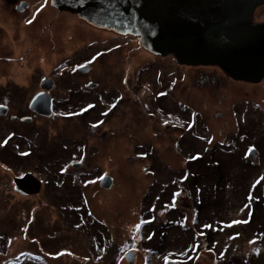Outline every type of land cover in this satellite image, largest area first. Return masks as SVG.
Returning <instances> with one entry per match:
<instances>
[{
  "label": "rangeland",
  "instance_id": "1",
  "mask_svg": "<svg viewBox=\"0 0 264 264\" xmlns=\"http://www.w3.org/2000/svg\"><path fill=\"white\" fill-rule=\"evenodd\" d=\"M50 1L0 0V104L10 106V115H28L27 96L39 89L36 84L43 75L60 86L56 95L68 97L69 86L79 84V94L56 107L59 119L42 117L28 124L10 121L9 114L0 117V264H103L105 250L97 247L94 257L85 247L88 233L96 228L94 220L122 244L120 264H131L125 259L128 251L135 254L132 264H145L137 250L147 206L155 211L157 226L164 225L168 211H179L176 215L183 218L175 222L180 226L187 223L186 235L175 236L181 248L156 256L160 263L154 264H187V256L214 264L213 254L187 255L194 230L191 207L187 209V175L194 169L187 164L226 143L240 126L248 131L249 141L264 133V79L257 84L234 82L218 67L180 66L173 56L155 57L140 48L135 37L91 28L77 16L52 8ZM22 4L28 8L20 14ZM254 21H264V6L256 10ZM80 60L93 66L98 91L80 87L85 80L71 66ZM62 62L70 63L57 70ZM13 79L29 83L24 87L28 91L19 90ZM111 105L115 112L109 110ZM256 142L264 155L262 135ZM249 145L253 143L247 140L243 147ZM237 157L230 160L232 178L239 173L238 165L242 168ZM250 166L247 173L254 177L256 166ZM27 173L41 181L37 195L12 189L14 179ZM57 173L56 184H48ZM104 177L113 180L111 189L101 187ZM167 183L170 197L157 196ZM243 192L226 186L225 202L232 204L226 207L222 197L215 205L226 218L223 222H231L228 229L243 222L245 213L238 206ZM247 236L236 239L237 248L250 257L264 247V239L253 244ZM197 238L203 246V236ZM218 238L224 248L225 239Z\"/></svg>",
  "mask_w": 264,
  "mask_h": 264
},
{
  "label": "water",
  "instance_id": "2",
  "mask_svg": "<svg viewBox=\"0 0 264 264\" xmlns=\"http://www.w3.org/2000/svg\"><path fill=\"white\" fill-rule=\"evenodd\" d=\"M50 6L95 29L135 37L146 52L173 56L180 66L218 67L234 82L257 84L264 79V21H254L264 0H51ZM26 8L22 4L17 11L24 13ZM53 85L51 79L41 82L43 89ZM29 108L42 117L53 115L52 99L45 92L36 95ZM7 111L0 107L1 116ZM13 184L26 196L37 195L42 185L30 173ZM100 185L111 189L113 180L104 177ZM125 259L132 264L135 254L128 251Z\"/></svg>",
  "mask_w": 264,
  "mask_h": 264
},
{
  "label": "trees",
  "instance_id": "3",
  "mask_svg": "<svg viewBox=\"0 0 264 264\" xmlns=\"http://www.w3.org/2000/svg\"><path fill=\"white\" fill-rule=\"evenodd\" d=\"M64 68L65 65L59 64L57 70H64ZM43 77H45V75L41 76L40 79H42ZM21 79L22 78L19 77L18 81L20 82ZM13 81L16 86L21 87V85H24L19 83L16 79H13ZM261 121L264 122V119H261ZM247 133L248 131L243 130L240 126L235 135L227 138L226 143L220 146L217 145L208 148V155L199 160L198 157L195 156L193 163L191 165L187 164V168H189L190 170H198V172L192 171V174L188 173L187 175V182L190 186L188 187L189 193L191 194V206L187 202V209L191 207L190 210L192 211V218L194 221L193 234L190 235V244L192 247H190L188 244L187 255H189V253H192L193 257H200L201 253L207 255L213 254L214 264H264L263 246V249L261 247H258L256 251L254 250L250 257H248L245 252L240 251L237 248V240L239 241L245 238V235L247 234V242H252L253 244H255L253 241L254 239H264V155H262V152L256 144L259 136L262 135V138H264V133L257 134L254 138L255 141H249V135ZM188 138L189 137L187 136V142L191 140ZM183 140V138H181L180 140L179 138H177L176 142L181 141V143H183ZM247 140L249 143H253L252 147L250 145L247 147H243V144ZM231 141H233V144L231 143ZM235 141L238 142V146H235ZM145 148L146 150L150 149L148 146H146ZM252 148L255 150V152L258 153V159L256 160H253L248 155V152ZM236 156H238L237 158L240 160L242 168L238 165L237 172L239 173L236 177L232 178L230 175L228 176V170H230V160H232ZM203 165H205L204 169L203 171H200ZM250 165L256 166L254 177L251 174L247 173L248 167H251ZM205 170L207 171L206 174L208 173V175H200L204 174ZM261 173L263 174L261 175ZM58 176L59 173L55 175L54 179H50L48 184H56L55 181ZM210 177H212L213 180L211 182H205V179H209ZM65 179L68 178H64L62 180ZM245 180H249V184L248 182H244ZM168 184L169 183H167L164 188L160 187L161 190L160 192L159 190H157L156 195L159 197L164 195L165 199L166 197H170L168 195H170L172 189L170 190V188H168ZM251 184L254 185V187L250 188ZM226 186L239 187V189L241 190L244 189L243 198L238 201V206L240 207L239 209H242L244 211L245 215L241 226L237 227L236 229H228L231 222H223L226 219L225 217L223 219L221 215L223 212H216L215 205L221 203L222 197V203H224L226 200L223 195L224 188ZM12 189L14 192H16L14 190L13 183ZM171 200L172 198L167 199V201ZM231 204L232 200L228 201L225 206L227 207ZM146 208L147 209L142 213L144 215L141 219L143 224L141 225V228H139L141 230V235L139 237L140 244L139 249L136 250L138 254L144 255L145 264H154V262H159L156 256H159L168 249L177 252L181 248L177 240L175 241V236H180V234L182 233L186 235L187 223H185V227L180 226L175 221H177L178 218L182 219L183 216L176 215L179 214V211H177L176 214L175 212L168 211L166 213V222L164 223V225L161 227L157 226L154 219L155 211L152 207L147 206ZM94 222L96 223V228L92 232L88 233L85 247L88 248L90 254L94 257H96L97 247H99L101 251L105 250L103 254V264H120L117 252L122 244H119V242L116 243L114 241L115 239H112L111 234L107 232V229H104L105 225L103 223L96 220H94ZM224 224L226 226H224ZM183 228L186 230V232ZM249 233H251L253 236L251 237ZM198 234L203 236V246L202 243L198 240L199 238H197ZM95 236H98L99 239H97V237ZM218 237H222L223 239H225L226 242H224V248L219 247L218 240L220 239ZM193 242L195 244V248H193ZM202 247H204L203 250ZM195 260L196 259H193L192 257L189 258L187 256V264H200L199 261ZM173 262H175L176 264H180V262L176 260H174ZM14 264H17V262L14 261Z\"/></svg>",
  "mask_w": 264,
  "mask_h": 264
},
{
  "label": "flooded vegetation",
  "instance_id": "4",
  "mask_svg": "<svg viewBox=\"0 0 264 264\" xmlns=\"http://www.w3.org/2000/svg\"><path fill=\"white\" fill-rule=\"evenodd\" d=\"M20 14H22V13H20ZM89 49H91V47L89 46V47H87L86 48V50H85V52H84V54L85 53H87V52H89ZM59 64H63V65H68V63H66V62H62V63H59ZM100 64L102 65L103 63H102V61L100 62ZM71 66H72V68L74 69V74H77V76L78 77H80L81 79H84L85 81L84 82H82V84H81V88L84 90V91H87V92H95V91H98V89L100 88V84H98V83H96L95 81H93L92 80V76H93V71H94V69H93V66L91 65V64H89V63H87L86 61H77V62H75V63H73V64H71ZM85 67H88L89 68V70L87 71V72H82V71H80V68H85ZM64 75H66V78H68V76H67V74H66V71L63 73ZM63 74H62V76H63ZM91 76V77H90ZM64 77V76H63ZM44 79H49L48 77H43L42 79H38V81H37V84L36 85H38V90H36L35 92H33L32 93V95H28L27 96V103L25 104V109H24V111H27L28 112V115H26V116H22V117H17V116H15V115H13V113H11V115H10V106H7V105H2V104H0V105H2L3 107H7L8 108V111H7V113H6V115H4V116H1L0 115V117L1 118H5V117H7V116H9L10 115V121H13V118H17L18 120L17 121H20V122H22L21 120L23 119V118H27V119H29V121H26V122H23V123H28V124H31V123H35V122H37V121H39L40 119H43L42 118V116H39L38 114H36L35 112H33L32 110H30V108H29V104H30V102L32 101V99L36 96V95H38V94H40V93H42V92H45V93H47V94H49L50 95V97H51V99H52V102H53V115H52V117L51 118H46V119H49V120H51V119H53V120H55V119H59L60 118V115L58 114V112H57V108L59 107V103H60V101H67V102H69V101H71L72 99H73V97L74 96H77L78 94H79V90L78 89H76V88H78V86H79V84L77 85V84H75L74 86H69V88H68V91H69V94L67 95L68 97H66V94L65 95H56V94H53V92L56 90V91H58V89L57 88H59L60 86L59 85H56V83L54 82V85L50 88V89H43L42 87H41V82L44 80ZM53 81V80H52ZM12 84L13 85H15V83L14 82H12ZM16 86V85H15ZM25 86H29V83H27L26 85H21V87H19V86H16L19 90H21V91H24V92H27L28 90H25L24 89V87ZM62 86V88L65 86V84H62L61 85ZM62 90V89H61ZM62 91H64V90H62ZM62 96V97H61ZM66 97V98H65ZM114 105H111L110 106V108H109V110L111 111V112H113L114 110H116V108H114L113 107ZM57 107V108H56ZM103 107V106H102ZM109 110H107V111H109ZM115 112V111H114ZM9 114V115H8ZM15 121V120H14ZM98 126H92L91 128H97ZM252 150H254V149H252ZM254 153L255 154H253V155H249L253 160H256V159H258V153L257 152H255V150H254Z\"/></svg>",
  "mask_w": 264,
  "mask_h": 264
},
{
  "label": "snow or ice",
  "instance_id": "5",
  "mask_svg": "<svg viewBox=\"0 0 264 264\" xmlns=\"http://www.w3.org/2000/svg\"><path fill=\"white\" fill-rule=\"evenodd\" d=\"M28 23H32L31 20L28 21ZM0 107H3L2 105H0ZM236 223H240V221H236Z\"/></svg>",
  "mask_w": 264,
  "mask_h": 264
},
{
  "label": "bare ground",
  "instance_id": "6",
  "mask_svg": "<svg viewBox=\"0 0 264 264\" xmlns=\"http://www.w3.org/2000/svg\"><path fill=\"white\" fill-rule=\"evenodd\" d=\"M95 29V28H94Z\"/></svg>",
  "mask_w": 264,
  "mask_h": 264
}]
</instances>
